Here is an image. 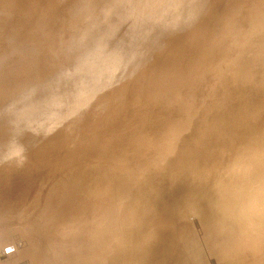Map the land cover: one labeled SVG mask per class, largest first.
Here are the masks:
<instances>
[{
    "label": "rangeland",
    "instance_id": "374dc122",
    "mask_svg": "<svg viewBox=\"0 0 264 264\" xmlns=\"http://www.w3.org/2000/svg\"><path fill=\"white\" fill-rule=\"evenodd\" d=\"M57 1L0 0V264H264V0Z\"/></svg>",
    "mask_w": 264,
    "mask_h": 264
},
{
    "label": "bare ground",
    "instance_id": "6f19581e",
    "mask_svg": "<svg viewBox=\"0 0 264 264\" xmlns=\"http://www.w3.org/2000/svg\"><path fill=\"white\" fill-rule=\"evenodd\" d=\"M63 1H65V0H63ZM68 1H69V0H68ZM72 1H74V0H71V1H70V4H71ZM108 1H111V0H108ZM181 1H182V0H181ZM55 2H56V0H55ZM57 2H59V4H60L61 0H59V1H57ZM66 2H67V1H66ZM62 3H63V2H62ZM59 4L56 3V8L59 6ZM66 4H67V3H66ZM70 4H69V5H70ZM50 5H51V3H50ZM54 5H55V4H54ZM57 5H58V6H57ZM72 5H73V4H71L70 6H72ZM61 6H62V5H61ZM61 6H59V8H60ZM63 6H64V4H63ZM112 6H113V5H112ZM168 6H169V4H168ZM73 7H75V6H73ZM170 7H171V5L169 6V8H170ZM54 8H55V6H54ZM60 9H61V8H60ZM50 10H51V9H50ZM53 10H54V9H53ZM53 10H52V11H53ZM55 11H56V10H55ZM55 11H54V12H55ZM119 11H120V10H119ZM58 12H59V11H58ZM61 12H63V11L61 10ZM116 12L118 13V10H116L115 13H116ZM172 12H175L174 8L172 9ZM50 13H51V11H50ZM115 13H113V14H115ZM117 13H116V14H117ZM121 13H122V10H121ZM116 14H115V15H116ZM118 14H120V12H119ZM118 14H117V16H118ZM46 15H49V14H46ZM59 16H60V15H59ZM10 17H11V15H10ZM49 17H50V16H49ZM51 17H52V16H51ZM162 18H164V19L166 18V24H165V25H168V24H169V25H168L169 27H170V26H176V25H177V23H176V18H175V16H174V13H173V14L171 13V14L166 15V16L162 15ZM13 19H14V18H13ZM55 19H56V18H55ZM62 19H63V18H62ZM9 20H10V19H9ZM52 20H53V19H52ZM62 22H63V20H62ZM10 23H11V22H10ZM58 23H59V22H58ZM72 23H73V22H72ZM69 24H71V21H70V23H68V25H67L68 28L72 29L73 27H75V26L70 27L72 24H71V25H69ZM6 25H7V24H6ZM61 25H62V24H61ZM79 29H80V28H79ZM12 30H13V29H11V30H9V31H12ZM74 30H75V29H74ZM74 30L72 29V31H74ZM77 32H78V31H77ZM80 34H81V36H80ZM80 34H79V35H78V34L76 35V36H78V37L80 36L79 38L77 37L76 39H77V42H78V43H80V42L82 43L81 47L83 46V47H82L83 49L80 48V45H79L77 42H76V43H77L79 46H76V45H75V44H76L75 42H74V45H75L76 47H78V49L80 48V49L82 50V52L79 51V52L82 53V61H81L80 58H79L80 60H77V61H78V62L81 61V62H79V63H80V66L84 64L85 67L82 66V67H84L83 69H82V67H81L80 72H82L83 75H80V73H79V75H80V77L83 76V77H81V78L84 79V81L87 79V81H86V84H87L88 80H90L91 78H94V79L98 80V78H99L98 72H99L100 69L97 70V68H100V66H99V64H97L98 61L96 60V56H97V59H98V55L100 56L101 53H103V54L105 55V52H103V51H105V50H104L105 48L102 47V48H103V51L100 50V51H98V53H95V51H94V48H95V47H94L93 49H91L90 45H92V47L95 45V41L97 40V37H95L96 40H95V38H94V40L92 41L91 39H93V37H92V35L89 34V32H88L87 30H83V31L81 30V33H80ZM101 35L104 36V34H101ZM101 35H100V36H101ZM106 35H107V34H106ZM103 36H102V37H103ZM90 37H91V38H90ZM98 37H99V36H98ZM80 38H81V39H80ZM156 38L158 39L157 36H156ZM99 39H101V38L99 37ZM99 39H98V41H99L100 44H101V41H100ZM74 40H75V38H74ZM79 40H80V42H79ZM160 40H161L160 42L163 43V40H162V39H160ZM59 41H63V40H59ZM65 41H66V40H65ZM98 41H96V42H98ZM30 42H31V41H30ZM66 42H68V40H67ZM72 42H73V40H72ZM99 42H98V43H99ZM81 43H80V44H81ZM98 43H97V44H98ZM31 44H32V43H31ZM51 44H52V43H51ZM54 44H55V41H54ZM64 44L68 46V45L71 44V43H69V44L64 43ZM89 44H90V45H89ZM97 44H96V46H98V47L100 46L99 49H101V45H102V44H101V45H100V44L97 45ZM57 45H58V44H57ZM74 45H72L71 48H72ZM55 46H56V44H55ZM55 46H54V48H56ZM102 46H103V45H102ZM58 47H59V46H58ZM58 47H57V48H58ZM63 47H64V45H63ZM65 47H66V46H65ZM98 47H96V48H98ZM61 48H62V47H61ZM49 49H50V48H49ZM59 49H60V47L58 48V50H59ZM68 49H70V48L68 47ZM74 49H75V47H74ZM76 49H77V48H76ZM80 49H79V50H80ZM45 50H46V49H45ZM50 50H51V49H50ZM92 50H93V52L91 53ZM95 50H96V49H95ZM63 51H66V53H67L66 48H64ZM71 51H72V50L70 49L69 52L72 53ZM96 51H97V50H96ZM101 51H102V52H101ZM76 52H78V50H77ZM76 52H75L74 54H75V57L77 58V56L80 55V54H79V52H78V55H77ZM100 52H101V53H100ZM93 53H95L96 56H95ZM99 53H100V54H99ZM68 54H69V53H68ZM69 55H71V54H69ZM72 55H73V54H72ZM76 55H77V56H76ZM80 56H81V55H80ZM94 56H95V57H94ZM73 57H74V56H73ZM78 57H79V56H78ZM91 57H92V58L94 57V58H95L94 60H96V62H97V63H95V64L98 66V67L95 66V67H97L96 69H95L94 66H93V62H94V61H93V59H92ZM102 57H103V56H102ZM33 59H34V58H33ZM77 59H78V58H77ZM74 60H75V58H74ZM90 60H92L93 62H91ZM33 61L35 62V59H34ZM72 63H73V60H72ZM75 63H76V62H75ZM75 63H74V64H75ZM34 64H35V63H34ZM34 64L32 63V65H34ZM36 64H37V63H36ZM36 64H35V65H36ZM76 64H78V63H76ZM76 64H75V65H76ZM69 65H70V63H69ZM72 65H73V64H72ZM78 65H79V64H78ZM70 67H71V65H70ZM70 67H69V68H70ZM74 67H75V66H72V69H73ZM114 68H115V67H114ZM72 69H71V70H72ZM75 69H79L77 65H76ZM64 70H65V67H64ZM83 70H84V71H83ZM72 71H73V70H72ZM72 71H71V72H72ZM74 71H75V70H74ZM101 71H102V70H101ZM104 71H105V70H103V72H104ZM75 72H76V71H75ZM78 72H79V70H77L76 73L78 74ZM72 73H73V72H72ZM66 74H67V72H66ZM77 74H75V78L77 77V76H76ZM34 76H35V75H34ZM51 76H52V75H50V79H51ZM73 76H74V74H73ZM96 77H98V78H96ZM68 78H69V77H68ZM68 78H66V79H68ZM71 78H72V77H71ZM71 78H69V79H71ZM75 78H73V80H75ZM85 78H86V79H85ZM108 78L110 79V76H108ZM66 79L64 78L63 81H65ZM77 79H78V77H77ZM105 79H107V78H104V81H106V82L109 81V79H108V80H105ZM73 80L71 79V81H73ZM110 80H111V79H110ZM44 81H45L44 83H46V84L49 83V84H48V87H51V88H52L51 83H50V82H51L50 80L48 81V79L45 78ZM47 81H48V82H47ZM68 81H69V80H68ZM71 81H70V82H71ZM75 81H76V80H75ZM80 81H81L82 83H85V82H83V80H80ZM66 82H67V80H66ZM66 82H64V83H66ZM70 82H69V85H68L69 87H71L72 85L75 84V83L73 82V84L70 86ZM78 82H79V81H78ZM78 82H76V83H78ZM101 82H102V81H101ZM109 82H110V81H109ZM41 83H42V84H41ZM41 83H40V85H38V87L40 86L39 89H38V88H37V89L33 88V89H30V90L32 91V90L35 89L34 91H38V92H40V90H42L41 87H42V85H43V81H42ZM102 83H103V82H102ZM107 83H108V82H107ZM105 84H106V83H105ZM60 85H61V84H60ZM66 85H67V84H66ZM66 85L64 84V86H66ZM101 85H102V84H101ZM64 86H62V87H64ZM74 86H75V85H74ZM85 86L87 87V85H85ZM102 86H103V85H102ZM106 86H107V85H106ZM43 87H44L43 90H44V92H45L46 89H48V88L45 89V87H47V85H46V86L43 85ZM57 87L59 88L60 86L57 85ZM83 87H84V85H83ZM99 87L101 88L100 85H99ZM99 87H97V88H99ZM31 88H32V87H31ZM58 88H55V89H57V91H58ZM66 88H67V90H68V89L70 90V89L73 88V87H71V88L66 87ZM84 88H85V87H84ZM94 88H95V87H94ZM102 88H103V87H102ZM105 88H106V87H105ZM60 89H61V87H60ZM48 90H50V89H48ZM63 90H64V89H63ZM71 90H72V89H71ZM94 90H95V89H94ZM97 90L99 91L100 89H97ZM97 90H95V92H96ZM65 91H66V90H65ZM38 92H37V93H38ZM70 92H71V91H70ZM90 92H91V89H90ZM26 93H27V91H26ZM26 93H25V94H26ZM31 93H32V92H31ZM33 93H35V92H33ZM37 93H36V94H37ZM45 93H46V92H45ZM45 93H44V94H45ZM56 93H57V92H56ZM28 94H29V93H28ZM29 95H31V94H29ZM32 95H33V94H32ZM39 95H41V94L34 95V97H35V96L37 97V96H39ZM42 95H43V91H42ZM46 95H48V94H46ZM31 97L34 98L33 96H31ZM31 97H30V96H28V97H27V96H24L22 99H23V101L25 102V101H26L25 99H27V98H31ZM42 97H43V96H42ZM42 97H41V98H42ZM53 98H56V96H53ZM53 98H52V99H53ZM52 99H51V100H52ZM54 101H55V100L53 99V102H54ZM53 102H52V103H53ZM54 103H55V102H54ZM24 105H25V104H24ZM45 105H46V104H45ZM50 106H51V105H50ZM35 108H36V106H35ZM19 109H20V111H21L22 108L19 107ZM32 109H33V111H36L37 108L34 109V106H33ZM45 110H47V109H45ZM29 111H30V110H29ZM47 111H48V110H47ZM47 111H45V112H47ZM0 112H1V114H2V115H0V123L2 122L4 125H5V122H8V121H11V123H13V122L16 120V121H18L17 123L20 124V123H26V121L29 120V118H27V120H24V119H26V118H23V119L20 120V116H19L20 113L18 112V108H17V107L15 108L13 105L5 106V107H2V108L0 107ZM17 112H18V113H17ZM42 112H43V111H42ZM48 112H50V110H49ZM7 113H8V114H7ZM15 113H17V114H15ZM21 113H22V112H21ZM22 114H23V113H22ZM22 114H21V116H24V117L28 115V114H25V115H22ZM30 114H31V113H30ZM30 114H29V117L33 118L32 115H34V113H32L31 116H30ZM37 114H38V113H37ZM37 114H36V115H37ZM17 116H18V117H17ZM27 117H28V116H27ZM15 118H16V119H15ZM21 118H22V117H21ZM14 119H15V120H14ZM18 119H19L20 121H19ZM12 121H13V122H12ZM21 121H22V122H21ZM23 121H25V122H23ZM19 122H20V123H19ZM2 123H1V124H2ZM17 123H16V124H17ZM13 124H14V123H13ZM13 124H12V125H13ZM18 124H17V125H18ZM7 125H8V124H7ZM17 125H16V127L18 128ZM25 125H26V124H25ZM25 125H24V126H25ZM5 126H6V125H5ZM20 126H22V124L19 125L20 131H21V130H22V129H21L22 127H20ZM24 126H23V127H24ZM12 127H14V126H12ZM3 128H4V127H3ZM5 128H6V127H5ZM9 128H11V127H9ZM9 130H10V129H9ZM18 131H19V129H18ZM20 131H19V132H20ZM0 133H1V132H0ZM4 133H5V132H3V134H4ZM7 133H9V132L7 131ZM7 133H6V135H7ZM17 134H18V133H17ZM10 135H12V133H11ZM2 137L5 138L6 136H5V137L2 136ZM8 137H9V136H8ZM1 139H2V138H1ZM5 139H6V138H5ZM1 141H2V142H0V144L2 143V145H3L2 147L5 148V147L8 146V145L6 146V145L4 144V143L8 142L7 140H4V141H6V142H4L3 139H2ZM3 142H4V143H3ZM8 143H9V142H8ZM6 144H7V143H6ZM10 145H11V143L9 144V146H10ZM12 145H13V144H12ZM12 145H11V146H12ZM9 146H8V148H9ZM12 147H13V146H12ZM0 150H3V149L0 148ZM4 150H5V149H4ZM6 151H8V150H5V152H6ZM0 153H1V152H0ZM7 153H9V152H7ZM2 154H4V153H1L0 155L2 156ZM4 155H6V154H4ZM7 156H8V155H7ZM7 156H6V157H7ZM10 156H11V155H10ZM0 158H3V156L0 157ZM12 158H14V157H12ZM16 158H17V157H16ZM5 159H6V158H5ZM7 182H8V184H6ZM11 185H12V184H11V183L9 182V180L7 179V181L3 183V186H1L0 189H2L3 191H6V190L9 188L8 190H11V188H10ZM8 186H9V187H8ZM5 189H6V190H5ZM2 190H1V191H2ZM192 191H193V190H192ZM8 192H9V191H8ZM1 193H2V194H3V193L5 194V192H1ZM194 193H195V192H190V191H189V194H190V196H191V198H192V199H190V200H193L194 203L196 204V202H197V200H196L197 196L194 197V196H195ZM185 194H187V192H186ZM189 194H187V198L189 197V196H188ZM0 195H1V194H0ZM3 196H4V195H3ZM1 197H2V196H1ZM79 198H80V197H79ZM184 199H186V196H185V198H183L182 201H185ZM187 200H188V199H187ZM187 200H186V202H187ZM191 202H192V201H191ZM191 202H190V204H191ZM198 203H199V202H198ZM10 204H11V203H10ZM199 204H200V203H199ZM192 206H193V203H192ZM197 206H198V204H197ZM197 206H196V208H197ZM199 206H201V205H199ZM194 207H195V205H194ZM179 208H180V207H179ZM197 209H198V208H197ZM199 209H200V207H199ZM199 209H198V210H199ZM201 209H202V208H201ZM177 210H178V213H179V210H180V209H177ZM182 210H184V209L181 207V210H180V211H182ZM195 210H196V209H195ZM83 212H84V209H83L82 213H83ZM198 212H199V211H198ZM201 212H202V211H201ZM178 213H177V215H178ZM182 214H183V213L181 212V217H182ZM203 214L205 215V213H203V212H202V214H199L201 220H204V219H205V217H204ZM175 215H176V214H175ZM182 218H183V217H182ZM185 219H186V218H184V219H182V220L185 221ZM179 220H180V219H179ZM202 224H203V223H202ZM181 225H182V227H181L182 232H178L179 230L177 231V229H176L175 232L171 234V236L169 235V237H168V238H169V241H168L167 246H162V245H161L162 247H160L159 245H157L156 248L159 249V250L161 251L160 254H163V255H161V262H162V263H164V262L167 263L168 261H170V259L172 258L173 254H174V249H175V247L179 244L180 241L183 240V239H182L183 236H184V239H187V240L190 238V237H189L190 234L188 233L189 236H187V234H186V232H185V230L187 229V226H184V222H182ZM185 225H186V224H185ZM252 225H253V226H258V224H256V223H252ZM206 226H207V225H206ZM206 226H205V228H206ZM184 227H185L186 229H184ZM207 227H208V226H207ZM259 227H261V225H259ZM173 229H174V228H173ZM213 230H214V229H213ZM262 230L264 231V229H262ZM128 231H129V230H128ZM172 231H173V230H172ZM206 231H207V230H206ZM184 232H185V233H184ZM128 234L131 235V233H128ZM203 234H204V233H203ZM206 234H207V233H206ZM152 236H153V235H152ZM213 236H214V234H213ZM128 237H129V236H128ZM130 237H131V236H130ZM207 237H208V236H207ZM191 238H192V237H191ZM210 238H211V237H210ZM210 238H209V239H210ZM209 239H208V240H209ZM222 239H223L224 242H225V239H224V238H222ZM128 240H129V239H128ZM206 240H207V239L205 238V241H206ZM223 240H222V241H223ZM219 241H220V239H219L218 235L216 234V236L212 237V238L210 239V241H207L206 244H210V245H209V249H216V248H217V245H218V243H219ZM152 242H153V241H152ZM157 243H158V240H157ZM150 244H152V243H150ZM153 244H155V243L153 242ZM224 244H225V243H224ZM148 245H149V244H148ZM148 245H147V247H148ZM150 246H151V245H150ZM152 246H153V245H152ZM152 246H151L150 248H152ZM155 246H156V245H155ZM153 247H154V246H153ZM150 248H149V249H150ZM162 249L165 250V251H163ZM166 249H167V250H166ZM146 250H147V249H146ZM223 251H224V249H223ZM213 252H214V254L212 253V254H213V256H212V257H213L212 260H214L215 263H217V264H225V263H226V258H224L222 255L220 256V254H219L218 252H216V251H213ZM194 254H195V253H194ZM219 256H220V257H219ZM192 261H193V260H192ZM147 263H148V264H152L150 261L147 262ZM143 264H145V263H143Z\"/></svg>",
    "mask_w": 264,
    "mask_h": 264
},
{
    "label": "clouds",
    "instance_id": "9594fccd",
    "mask_svg": "<svg viewBox=\"0 0 264 264\" xmlns=\"http://www.w3.org/2000/svg\"><path fill=\"white\" fill-rule=\"evenodd\" d=\"M25 162H26V157H22V158L19 160V166H22Z\"/></svg>",
    "mask_w": 264,
    "mask_h": 264
}]
</instances>
